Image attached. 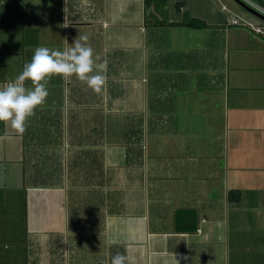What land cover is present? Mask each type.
I'll use <instances>...</instances> for the list:
<instances>
[{"label": "crops", "instance_id": "obj_1", "mask_svg": "<svg viewBox=\"0 0 264 264\" xmlns=\"http://www.w3.org/2000/svg\"><path fill=\"white\" fill-rule=\"evenodd\" d=\"M221 1L0 0V87L82 35L107 65L0 122V264H264V29Z\"/></svg>", "mask_w": 264, "mask_h": 264}, {"label": "clouds", "instance_id": "obj_2", "mask_svg": "<svg viewBox=\"0 0 264 264\" xmlns=\"http://www.w3.org/2000/svg\"><path fill=\"white\" fill-rule=\"evenodd\" d=\"M88 40L87 35H82L66 50L37 47L15 79L0 87V122L23 136L29 119L46 102L47 83L54 77L64 81L75 77L99 94L106 83L107 65L97 63L99 57L94 56ZM26 82L31 83L30 88ZM126 261L127 257L120 253L111 258V264H126Z\"/></svg>", "mask_w": 264, "mask_h": 264}, {"label": "rangeland", "instance_id": "obj_3", "mask_svg": "<svg viewBox=\"0 0 264 264\" xmlns=\"http://www.w3.org/2000/svg\"><path fill=\"white\" fill-rule=\"evenodd\" d=\"M216 3H218V4H220V5H222V1L221 0H214ZM226 1V3H227V6H228V8H229V16H234L235 14L233 13V10H237V11H239L240 12V14H236L235 15V17H244L243 15H245L246 17H250L252 20H253V22H254V25L255 26H257V25H259L261 28H263L264 29V20L260 17V16H258L257 14H255V13H253L252 11H250L249 9H247L246 7H244L242 4H240L238 1H236V0H225ZM248 1H250V2H252V3H255L256 5H259V6H261L260 4H258L256 1H254V0H248ZM261 7H263V6H261ZM264 8V7H263ZM234 14V15H233ZM240 21H242L246 26H248V27H250L249 25H248V22L247 21H245L244 20V18L243 19H239ZM257 22V23H256ZM254 30V29H253ZM253 30H250V32L252 33V35H255V37H259L260 38V36L261 35H259V34H256ZM264 36H262L260 39H262V41L261 40H259L258 41V44H256L257 45V47L258 48H260V47H262V48H264V38H263ZM257 61H260L262 64H264V51H261L260 49H259V52H258V54H257V57H256V62H254V64L253 63H251V62H249L248 63V61L246 60V59H243V69L245 70V71H255L254 72V74H257L259 71V69H262L261 67H260V63H259V65H258V63H257ZM254 66L255 67H257V66H259V69L257 70V69H255L254 68ZM249 73H251V72H248V74ZM260 73V72H259ZM261 75H262V77L264 78V69H262L261 70ZM257 76V75H256ZM255 75L253 76H251V81H253L254 79H255V77H256ZM264 83V82H263ZM253 89L251 88V89H248L247 91H244L243 93H253ZM262 91H264V90H262ZM118 124V123H117Z\"/></svg>", "mask_w": 264, "mask_h": 264}, {"label": "trees", "instance_id": "obj_4", "mask_svg": "<svg viewBox=\"0 0 264 264\" xmlns=\"http://www.w3.org/2000/svg\"><path fill=\"white\" fill-rule=\"evenodd\" d=\"M254 1H256L258 4H260L261 6L264 7V0H254ZM183 22L185 24L192 25V26H195V27L202 26V25L206 24L205 21H203V20H201L199 18H196V17H187Z\"/></svg>", "mask_w": 264, "mask_h": 264}, {"label": "water", "instance_id": "obj_5", "mask_svg": "<svg viewBox=\"0 0 264 264\" xmlns=\"http://www.w3.org/2000/svg\"><path fill=\"white\" fill-rule=\"evenodd\" d=\"M236 1H238L244 7H246L247 9L252 11L253 13L257 14L258 16H260L264 20V13L262 11H260L259 9H257L256 7H254L252 4L248 3L246 0H236Z\"/></svg>", "mask_w": 264, "mask_h": 264}, {"label": "bare ground", "instance_id": "obj_6", "mask_svg": "<svg viewBox=\"0 0 264 264\" xmlns=\"http://www.w3.org/2000/svg\"><path fill=\"white\" fill-rule=\"evenodd\" d=\"M248 3L252 4L254 7H256L257 9H259L260 11H263L264 12V8L263 7H260L259 5H256L255 3H252L248 0H246Z\"/></svg>", "mask_w": 264, "mask_h": 264}, {"label": "built area", "instance_id": "obj_7", "mask_svg": "<svg viewBox=\"0 0 264 264\" xmlns=\"http://www.w3.org/2000/svg\"><path fill=\"white\" fill-rule=\"evenodd\" d=\"M261 7V6H260ZM263 12V11H262ZM264 13V12H263ZM233 20L234 21H236V19L235 18H233ZM248 25L252 28V29H254V30H257L258 28L257 27H255L251 22H248Z\"/></svg>", "mask_w": 264, "mask_h": 264}]
</instances>
